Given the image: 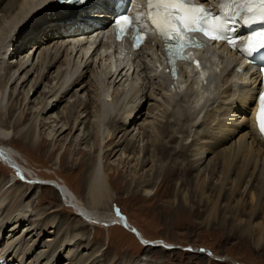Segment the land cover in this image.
Here are the masks:
<instances>
[{"label":"bare ground","instance_id":"6f19581e","mask_svg":"<svg viewBox=\"0 0 264 264\" xmlns=\"http://www.w3.org/2000/svg\"><path fill=\"white\" fill-rule=\"evenodd\" d=\"M204 1L215 5L219 2ZM0 3V140L8 142L18 137L45 148L55 137L46 145L45 140L49 139L39 134V128H51L54 123H58V137L68 132L64 139L72 133L73 138L83 126L85 131L91 130L95 141L100 134L99 141H96L98 145H95L97 154L85 181L90 206L87 207L89 210L82 207L78 212L81 216L98 218L97 210L105 204L101 202L111 200L110 183L114 178L105 171L103 159L109 160L112 154L119 152L116 153L117 147L125 145L120 150L119 162L134 169V178L139 177L132 183L143 195L156 194L154 190L161 184L180 193L172 183V179L180 175V186L191 182L194 199L201 196L204 200L205 197L203 212L206 224L215 219V207L218 206L215 205L221 204L223 195L234 198L239 194L241 198L250 196L252 201L256 200L248 216L252 219L260 216L257 210L262 212L263 222L259 227L263 229L264 204H257L264 202V137L255 119L261 88L259 74L238 54L241 42L235 41V50L230 44L220 42H207L202 49L194 47L188 59L179 63L178 71L175 67L174 78L172 73H168L170 67L156 38H151L144 47L133 52L114 44L110 35L104 36L98 31L89 34L80 25L72 30L78 19L89 14L96 21L103 22L108 15L104 11H93L99 7L97 5L87 8L84 4L73 6L61 0H0ZM100 5L108 7L107 1ZM196 57L200 60L199 67L193 63ZM18 87V96H23L24 111L30 103L36 105L35 115L28 122H25L28 111L25 117L24 111L11 115L9 112L12 109L8 107V94L12 97ZM41 88L43 90L35 103L32 99ZM30 93H33L31 100L25 105ZM63 101H67L68 107L61 113L56 112ZM49 113L53 116L57 113L59 120L54 116V121L49 122L42 117ZM60 123L62 126L58 127ZM120 133L122 136L119 138ZM83 136L80 142L85 140ZM5 142L0 144V157L12 164L10 153L2 148ZM170 159V164H167ZM133 162L135 166H132ZM150 165L148 173L140 176V172ZM80 166L85 168L81 164L78 169ZM257 169L262 178L255 180L259 182L257 188H260L255 193L253 174ZM159 173L163 176L162 182L158 181ZM234 173V188L224 192L227 177ZM147 175L149 180H145ZM213 176L216 177L212 179ZM6 184L0 183V194ZM243 184L246 187L241 191ZM10 188L13 189L14 184L0 195V264H5L2 256L10 253L14 244H23L24 240L32 245L26 248L25 253L23 250L19 253L16 249L12 251L17 255V264L23 260L22 264H32L34 260L38 264L41 257L46 261L40 264H56L60 259L67 261L66 264H88L92 260L97 251L93 250L86 256L82 254L92 248L87 249L89 245L85 247L88 239L81 237L80 232L78 234L79 228L61 238L58 236L60 221L52 219L44 224L37 223L35 227L37 220L45 217L38 219L44 213H35L32 207L29 209L32 204L25 201L30 200V193L22 194L24 202L22 200L16 204V210H11L10 204L13 202L14 205L18 198L17 193L9 198ZM188 201L186 198L185 202ZM241 208L246 211L247 203H242ZM180 210L185 211V208ZM226 221L222 218L219 224L227 226ZM231 227H235L233 222ZM22 228L25 230L23 235L17 237ZM253 229L250 224L244 225L239 236H249ZM35 231L37 239L27 241L26 235ZM6 233H9L8 238ZM43 233L51 235L49 253L43 249L37 254L39 256L31 257L33 260L28 262L29 251L38 247ZM256 238L259 244L261 234ZM12 260L9 258L6 263ZM136 264L151 262L143 259Z\"/></svg>","mask_w":264,"mask_h":264},{"label":"rangeland","instance_id":"374dc122","mask_svg":"<svg viewBox=\"0 0 264 264\" xmlns=\"http://www.w3.org/2000/svg\"><path fill=\"white\" fill-rule=\"evenodd\" d=\"M43 88L33 97L32 101H36L35 103H37L35 99L40 95L39 93L42 92ZM18 92L19 87L16 94L12 97L8 94V99H10H7V102L9 101L8 107L10 106L9 109H12V111H9L10 115L13 112L17 113L24 111V105H22L23 96L22 94L18 96ZM26 92L28 93V90L25 91L24 96L27 94ZM32 94L33 93H30L25 105L31 100ZM69 95L71 96V93ZM67 105V101H63L59 109L57 108L55 111L61 113L65 107H68ZM35 111L36 105L30 103L23 113V117H25L26 112L29 113L26 115L25 122L32 120ZM56 114L57 113H55L54 116L59 120ZM6 115H8V112ZM84 115H86V112ZM54 116L49 113L42 117L46 118L49 122H53L55 119ZM57 124L58 123H54V125H52L53 128H49V126H41L39 128V134L42 136L46 135L49 139L45 140L46 145H49L50 139L55 137L52 144L45 148L43 145H32L29 141H25L18 137H14L8 142L0 140V144L5 142L2 148L10 153L13 160L12 163L15 162L14 165L17 167L16 169L13 167L14 165L0 157V183H7L5 185V190L14 184V190L10 188V192L7 193L8 196L10 195L9 198L17 193L16 198L18 199L14 205L13 202L10 204L11 210H16V204L22 200V202H24L25 197L23 198L22 194L25 192L30 193V200L28 198L27 201H25L30 205L32 204L29 209L31 210L32 207L34 211H36L35 213H44V215H46L44 216L41 214L40 217L35 216L38 219L45 217L41 221L37 220L35 227L39 224L52 221V219L53 221L55 219L56 222L60 221V228H57H59L60 231L58 236L61 238L66 234H73L74 230L79 228L78 234L81 233V237L83 235L84 238L88 239H84L86 242L85 247L89 245L87 249L92 248V250H84L82 254L85 256L90 255L93 250H96L98 253L92 256V260L90 259L88 264L92 262L93 264H136V262L143 259L146 260L147 263L151 262V264H264V227L262 229L263 231L259 227L263 222V214L257 210L260 215L259 217L255 216L251 219L248 216V213L252 211L250 209L256 204V200L252 201L250 196L241 198L239 194L235 196L236 199L235 197L223 195V199L220 200L222 201L221 204L215 205H218L215 207L217 211L215 219L210 220L211 223L206 224L207 222H205L203 212L206 208V206L204 207L205 197L204 200H202L203 197L201 198V196H197L198 198L194 199L196 196L192 193L193 187L191 186V182L185 186H180L181 183H178V179L181 177L180 175L176 176L175 180L172 179V183L177 186L176 189L180 193L171 191L162 184L156 187L154 190L156 194L152 196H145L140 193L141 191L135 186V183H132V181L135 182L134 180H137L139 176L134 178V169H131V166H123L119 162L120 150L123 149L125 145L117 147L116 153L119 151V154L117 153L115 155L114 153L115 156L112 154L109 158L110 161L106 158L103 159L104 167L106 168L105 171H108V175H112L115 181H112V184L110 183L112 192L111 200H108V202H101V204H105L98 208V218L96 216H93V218H86L84 215L81 216L78 212L81 211L82 207L84 206L87 208L90 206V202L86 197L85 181L97 154L96 146L98 143L96 141H99L100 134L96 136L97 139L95 141V136L93 137L94 139L92 138L91 130L88 131L87 129L86 132L83 126L77 131L73 138H71V135H73L72 133L64 139L68 132L58 137ZM61 126L62 123L58 125V127ZM21 128L22 127L19 129ZM121 134L122 133H120L119 138L122 136ZM82 136L85 140L80 142ZM148 136H150L149 133ZM61 156L63 159H61ZM210 158H213V155H211ZM171 160L172 159L168 160L167 164H170ZM81 164H83L85 168L80 166V169H78ZM172 164H174V162ZM135 165L136 163L133 162L132 166ZM150 169L151 165L146 167L144 172L141 171L140 176L142 173H144V175L147 174ZM256 171L254 172L256 175L254 176L253 174L254 178L252 177L254 180L253 191L258 193L257 189H260L257 188L259 182L255 180L256 178H262V175L259 174V169ZM235 173L230 174L228 176L229 178L227 177L228 180L225 183L224 192L227 190L229 192L234 188L236 179ZM147 176H145V180H149V176ZM214 177L216 176H213L212 179H214ZM216 180L217 178L215 179V184L217 183ZM158 181H163V176L160 175V173ZM178 187H181V191ZM245 187L246 184H243L241 191L242 189L244 190ZM5 190H3L1 194H3ZM62 193H65L66 196ZM186 198L189 200L187 203L185 202ZM202 202L203 204H201ZM242 203H247L248 208L246 211H243L241 208ZM79 204H82L80 209ZM106 204H108V206ZM263 204L264 202L261 201L260 204L257 205L263 206ZM181 207H184L185 211H181ZM116 209L119 210V215H117ZM87 210H89V208H87ZM50 211L54 212L50 213ZM30 212L35 214L33 211ZM241 212H244L245 215L240 214ZM115 216L124 217L127 223L124 221L122 222L121 219ZM114 218L118 221L114 220ZM222 218L224 220L227 219V226L222 227L219 224ZM112 220H114V223H112ZM232 222L235 226L233 229H231ZM249 224L251 227L255 228L253 229V234L244 237H241L242 235L239 236L240 229L244 225ZM21 230L22 232H20L17 237L23 235L25 230L23 228ZM54 230L55 229H52V231ZM259 233L262 236V242L260 241V243L257 244L256 236ZM8 234L9 233H6V238H8ZM44 234L45 233H43L40 240H38V247L31 248L32 250L29 251L31 255H28L30 257L27 256V260L29 259L28 262L33 260L31 257L34 258V256H39L37 254L43 249L45 251L48 250L47 253H49V248L52 246L48 247L49 243H51L50 241L48 242V240H50L51 235L48 234V236H45ZM36 235V231L31 232L26 235V240H36ZM24 241L20 246L16 244L18 247L14 244L10 253L2 256L5 264L8 263L7 260L9 258L13 259L9 264H15L17 255L12 252L13 250L16 249L17 253L23 250L25 253L27 251L26 248L32 245ZM0 242H2V240ZM1 248L0 246V251ZM13 254L14 256H12ZM43 258L44 257L38 258V264L42 261H46V259ZM63 260L64 259H60L56 264H66L67 261ZM24 261L25 260H23V262ZM35 263L37 264L35 260L32 261V264Z\"/></svg>","mask_w":264,"mask_h":264},{"label":"snow or ice","instance_id":"6c2138e0","mask_svg":"<svg viewBox=\"0 0 264 264\" xmlns=\"http://www.w3.org/2000/svg\"><path fill=\"white\" fill-rule=\"evenodd\" d=\"M83 4L85 0H77ZM147 20L154 27L157 34L164 41L165 52L170 71L175 78V67L173 61L176 58L187 60L183 50L187 47H203V42L196 40L190 33H200L206 39L229 43L235 50V41L239 36L231 35L236 19L243 15V23L249 24L253 21L264 22V0H221L220 14L213 15L211 10L205 9L203 4H196L195 0H147ZM140 20L134 19L128 14L120 15L115 19L118 37L122 36L129 27L135 28V47L142 45L143 37L140 35L144 24H136ZM248 46L240 49L248 56L253 53L264 54V28L253 32L247 37ZM199 67V61L196 62ZM260 108L256 115L259 132L264 136V94L259 97ZM117 215L119 210L116 209Z\"/></svg>","mask_w":264,"mask_h":264}]
</instances>
